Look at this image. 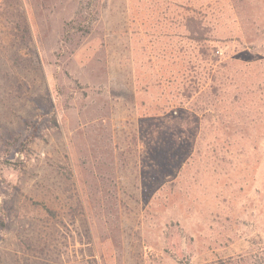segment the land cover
<instances>
[{
  "label": "rangeland",
  "instance_id": "1",
  "mask_svg": "<svg viewBox=\"0 0 264 264\" xmlns=\"http://www.w3.org/2000/svg\"><path fill=\"white\" fill-rule=\"evenodd\" d=\"M0 264H264V0H0Z\"/></svg>",
  "mask_w": 264,
  "mask_h": 264
},
{
  "label": "trees",
  "instance_id": "2",
  "mask_svg": "<svg viewBox=\"0 0 264 264\" xmlns=\"http://www.w3.org/2000/svg\"><path fill=\"white\" fill-rule=\"evenodd\" d=\"M78 22H80L78 20V17L74 18V20L71 22L70 29H72L75 26V24L78 23Z\"/></svg>",
  "mask_w": 264,
  "mask_h": 264
}]
</instances>
